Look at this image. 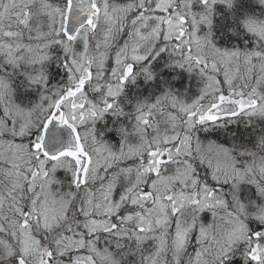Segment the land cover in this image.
I'll list each match as a JSON object with an SVG mask.
<instances>
[{
  "label": "snow or ice",
  "instance_id": "6c2138e0",
  "mask_svg": "<svg viewBox=\"0 0 264 264\" xmlns=\"http://www.w3.org/2000/svg\"><path fill=\"white\" fill-rule=\"evenodd\" d=\"M0 264H264V0H0Z\"/></svg>",
  "mask_w": 264,
  "mask_h": 264
}]
</instances>
